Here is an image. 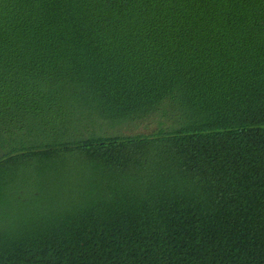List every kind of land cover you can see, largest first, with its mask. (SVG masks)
<instances>
[{"label":"trees","instance_id":"16d2710c","mask_svg":"<svg viewBox=\"0 0 264 264\" xmlns=\"http://www.w3.org/2000/svg\"><path fill=\"white\" fill-rule=\"evenodd\" d=\"M0 264H264V0H0Z\"/></svg>","mask_w":264,"mask_h":264},{"label":"rangeland","instance_id":"374dc122","mask_svg":"<svg viewBox=\"0 0 264 264\" xmlns=\"http://www.w3.org/2000/svg\"><path fill=\"white\" fill-rule=\"evenodd\" d=\"M154 129H155V124L150 125L148 128L145 127V125H140L138 128L123 127L121 130L123 131L122 133L127 134V133H137V132L148 133V132H152ZM28 196L30 195L25 196V200L22 201V204H20L18 201L13 202V204L17 205L18 211L24 210L25 208L30 206V201Z\"/></svg>","mask_w":264,"mask_h":264}]
</instances>
